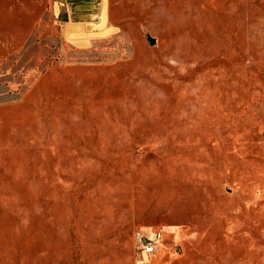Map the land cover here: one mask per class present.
Returning a JSON list of instances; mask_svg holds the SVG:
<instances>
[{"label": "rangeland", "instance_id": "1", "mask_svg": "<svg viewBox=\"0 0 264 264\" xmlns=\"http://www.w3.org/2000/svg\"><path fill=\"white\" fill-rule=\"evenodd\" d=\"M110 8L0 0V264H264V0Z\"/></svg>", "mask_w": 264, "mask_h": 264}, {"label": "crops", "instance_id": "2", "mask_svg": "<svg viewBox=\"0 0 264 264\" xmlns=\"http://www.w3.org/2000/svg\"><path fill=\"white\" fill-rule=\"evenodd\" d=\"M97 1L98 0H67V2L72 4V12L66 17L67 22L63 29V35H65L68 40L77 42L91 40L95 35H99L105 30L112 31L111 29L115 28V18H113V12L110 8V0H107L108 8L106 21L103 23L100 18L103 4L99 13L100 21H96ZM90 26H97L98 28L93 29ZM165 247L166 245H164L160 253L154 257V260L163 255ZM4 261L6 260L4 259Z\"/></svg>", "mask_w": 264, "mask_h": 264}, {"label": "built area", "instance_id": "3", "mask_svg": "<svg viewBox=\"0 0 264 264\" xmlns=\"http://www.w3.org/2000/svg\"><path fill=\"white\" fill-rule=\"evenodd\" d=\"M61 3L62 0H59ZM65 6H69L65 3ZM170 234L166 228H140L134 233V247L139 261L148 260L149 262L157 256L164 245H166V237ZM174 251H178L177 245L173 247Z\"/></svg>", "mask_w": 264, "mask_h": 264}]
</instances>
